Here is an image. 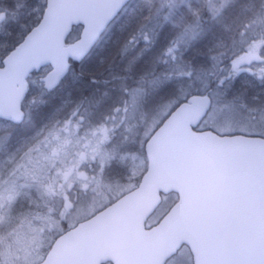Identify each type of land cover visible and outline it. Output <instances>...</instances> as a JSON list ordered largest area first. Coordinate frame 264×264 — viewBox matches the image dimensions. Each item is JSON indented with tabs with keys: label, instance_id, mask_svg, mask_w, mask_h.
<instances>
[{
	"label": "snow or ice",
	"instance_id": "snow-or-ice-1",
	"mask_svg": "<svg viewBox=\"0 0 264 264\" xmlns=\"http://www.w3.org/2000/svg\"><path fill=\"white\" fill-rule=\"evenodd\" d=\"M0 28V264H264V0H0ZM204 153L252 208L123 262L85 246L149 190L181 210Z\"/></svg>",
	"mask_w": 264,
	"mask_h": 264
},
{
	"label": "water",
	"instance_id": "water-1",
	"mask_svg": "<svg viewBox=\"0 0 264 264\" xmlns=\"http://www.w3.org/2000/svg\"><path fill=\"white\" fill-rule=\"evenodd\" d=\"M66 31V30H65ZM216 157L212 153L201 154L196 161V171L185 181V203L181 210L167 212L161 220V226L155 228L156 240L147 239L142 226L157 208L155 190H149L136 198L126 208L114 226L102 236L85 242V246L100 259L108 255L123 262L132 255H143L154 249L168 248L186 238L202 220L204 206L212 200L228 198L241 201L252 208L255 205V193L248 186L235 187L226 177L215 169ZM159 187H176L167 174L161 176Z\"/></svg>",
	"mask_w": 264,
	"mask_h": 264
},
{
	"label": "rangeland",
	"instance_id": "rangeland-1",
	"mask_svg": "<svg viewBox=\"0 0 264 264\" xmlns=\"http://www.w3.org/2000/svg\"><path fill=\"white\" fill-rule=\"evenodd\" d=\"M16 2L19 5L23 6L25 3V0H16ZM2 31H3V29L0 28V32H2ZM5 43H6L5 40L0 39V47H3ZM172 204L173 203L171 200H168V198H165L164 201L161 203V205L157 208L155 213L148 219L147 225H153L154 223H156L163 216V214L169 209V207Z\"/></svg>",
	"mask_w": 264,
	"mask_h": 264
},
{
	"label": "trees",
	"instance_id": "trees-1",
	"mask_svg": "<svg viewBox=\"0 0 264 264\" xmlns=\"http://www.w3.org/2000/svg\"><path fill=\"white\" fill-rule=\"evenodd\" d=\"M171 198V197H170Z\"/></svg>",
	"mask_w": 264,
	"mask_h": 264
}]
</instances>
